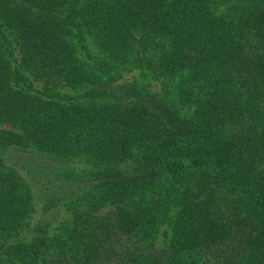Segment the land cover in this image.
Returning <instances> with one entry per match:
<instances>
[{"label": "trees", "instance_id": "1", "mask_svg": "<svg viewBox=\"0 0 264 264\" xmlns=\"http://www.w3.org/2000/svg\"><path fill=\"white\" fill-rule=\"evenodd\" d=\"M0 264H264V0H0Z\"/></svg>", "mask_w": 264, "mask_h": 264}, {"label": "rangeland", "instance_id": "2", "mask_svg": "<svg viewBox=\"0 0 264 264\" xmlns=\"http://www.w3.org/2000/svg\"><path fill=\"white\" fill-rule=\"evenodd\" d=\"M27 234H23V236H26ZM163 237H161L160 235H159V237H158V239H157V245L158 246H161L162 244H163V239H162Z\"/></svg>", "mask_w": 264, "mask_h": 264}]
</instances>
